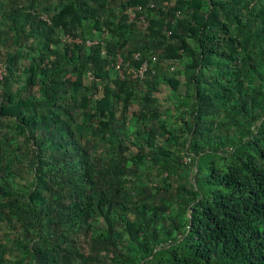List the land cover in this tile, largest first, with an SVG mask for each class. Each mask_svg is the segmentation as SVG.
<instances>
[{"label":"trees","instance_id":"trees-1","mask_svg":"<svg viewBox=\"0 0 264 264\" xmlns=\"http://www.w3.org/2000/svg\"><path fill=\"white\" fill-rule=\"evenodd\" d=\"M0 63V264H264V0H0Z\"/></svg>","mask_w":264,"mask_h":264},{"label":"built area","instance_id":"built-area-1","mask_svg":"<svg viewBox=\"0 0 264 264\" xmlns=\"http://www.w3.org/2000/svg\"><path fill=\"white\" fill-rule=\"evenodd\" d=\"M43 18H45V17H43ZM68 41H70V39H68ZM75 42H79V40L75 39ZM87 45H89V42H87ZM135 57H136V55H135ZM153 60H154V58H153ZM119 64H120V60L118 59L116 61L115 70H117L119 74H122V71H120V68H119ZM144 71H145V64H143L138 70H136V71L132 70L131 72L134 76H136V75L141 76L144 73ZM4 73H5V67L2 63H0V81H1Z\"/></svg>","mask_w":264,"mask_h":264}]
</instances>
